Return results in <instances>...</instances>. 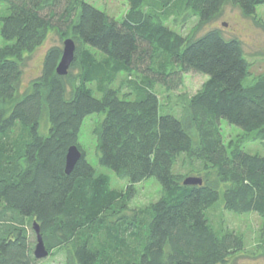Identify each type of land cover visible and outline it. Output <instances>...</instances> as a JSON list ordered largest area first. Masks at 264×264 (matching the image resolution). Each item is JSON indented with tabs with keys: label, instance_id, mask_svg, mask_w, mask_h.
Wrapping results in <instances>:
<instances>
[{
	"label": "trees",
	"instance_id": "trees-1",
	"mask_svg": "<svg viewBox=\"0 0 264 264\" xmlns=\"http://www.w3.org/2000/svg\"><path fill=\"white\" fill-rule=\"evenodd\" d=\"M128 2L130 11L116 20L85 0H0V264H37L29 221L40 225L49 254L66 251L67 264H233L245 240L216 231L207 212L222 201L228 212L264 220V155L243 146L264 140V76H251L239 39L226 40L219 29L185 37L167 24L175 8L184 24L195 17L200 28L228 3L255 18L264 0ZM52 32L76 44L69 73L57 74L63 48L53 46L21 92L26 59ZM189 73L209 79L185 98L181 116L162 113L156 87L177 90ZM121 74L127 95L116 88ZM92 115L101 117L99 164L128 181L125 192L111 187L80 145ZM223 120L242 138L226 143ZM72 146L82 158L68 174ZM180 157L186 173L176 171ZM188 177L203 184L184 185ZM150 178L161 185L159 201L121 214L135 186ZM122 229L135 237L129 258L99 241Z\"/></svg>",
	"mask_w": 264,
	"mask_h": 264
},
{
	"label": "rangeland",
	"instance_id": "rangeland-1",
	"mask_svg": "<svg viewBox=\"0 0 264 264\" xmlns=\"http://www.w3.org/2000/svg\"><path fill=\"white\" fill-rule=\"evenodd\" d=\"M85 1L116 20H122L130 11L128 0ZM176 10L173 8L167 20V24L172 30L179 32L185 37L192 36L198 38L209 30L219 29L226 40L237 38L241 41L245 58L251 66V76H264V5L257 7L255 18H249L245 17L238 7L228 3L218 18L200 28H198V20L195 17L188 18V22L184 24V16L179 15ZM5 14L6 7L0 5V24L1 18ZM5 44L0 35V47ZM53 46L64 47V41L54 32L49 35L41 47L26 59L21 92L27 90L31 82L41 74L44 57ZM133 78H136L135 75ZM127 79L128 76L126 74H121L116 82V88L122 89V95H127L130 92L125 86L122 87V83ZM208 79L209 77L206 75L189 73L184 76L183 86L177 90L168 92L163 87L157 86L156 93L163 108L162 113L181 116L185 98L199 92ZM100 120L101 117L99 115H92L86 118L81 130L80 145L87 156V160L97 169V172L99 174H107L110 177L111 187L125 192L129 186L128 181L119 179L113 171L101 167L99 164L97 139L94 130ZM222 132L226 143L238 140L243 136V131L239 127L230 125L225 120L222 121ZM17 134L18 132L13 133V139H16ZM243 146L250 153L264 155V140L248 139ZM188 170L186 160L180 157L176 171L186 173ZM135 189L136 195L129 202L127 206L128 211L125 209L121 212L124 216H132L135 212L150 207L161 198V185L155 178L143 181L136 185ZM222 204V201H218L207 212V217L216 231L224 232L230 230L244 238L245 252L233 264H264V220L254 212L242 215L228 212ZM28 229L35 249L37 237L33 229V222H28ZM105 240L117 247L119 250L118 256L122 258H129L133 253V249L136 248L135 237L129 230L122 229L118 237H115L114 233L100 236L99 241L104 242ZM37 264H67L66 251L57 250L46 258L39 259Z\"/></svg>",
	"mask_w": 264,
	"mask_h": 264
},
{
	"label": "water",
	"instance_id": "water-1",
	"mask_svg": "<svg viewBox=\"0 0 264 264\" xmlns=\"http://www.w3.org/2000/svg\"><path fill=\"white\" fill-rule=\"evenodd\" d=\"M76 44L72 39H66L64 41L63 55L61 61L57 67V74L60 76H66L69 73L70 67L75 59ZM82 158V152L77 146H72L67 154L66 159V172L70 174L76 164ZM203 181L198 177H188L184 181V185L187 186H198L202 185ZM33 229L36 233L37 243L35 246L34 255L37 260L46 258L49 256V251L47 250L44 242V238L41 232L40 225L35 221L33 223Z\"/></svg>",
	"mask_w": 264,
	"mask_h": 264
}]
</instances>
